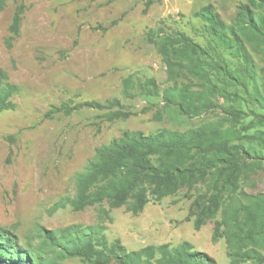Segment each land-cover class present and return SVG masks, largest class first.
Wrapping results in <instances>:
<instances>
[{"label":"rangeland","instance_id":"rangeland-1","mask_svg":"<svg viewBox=\"0 0 264 264\" xmlns=\"http://www.w3.org/2000/svg\"><path fill=\"white\" fill-rule=\"evenodd\" d=\"M151 1L146 10L148 0H0V70L17 89L14 109L0 113V230L13 237L14 256L5 262L92 264L77 250L92 240L101 251L106 240L111 257L117 242L127 254L189 243L217 264H264V146L258 140H264V38L238 19L249 6L260 27L264 8L252 0ZM208 5L224 34L231 39L235 32L247 60L193 16ZM20 6L19 35L12 38ZM177 33L204 53L189 58ZM114 100L121 109L78 108ZM120 111L134 116L111 121ZM126 133L176 145L185 137L187 148L150 160L161 171L194 174L180 179L171 196L150 195L137 214L132 198L111 206L128 182L123 173L97 186L108 185L102 202L77 209L78 181L96 163V152ZM220 143L241 153L233 175L224 154L194 148ZM198 217L205 219L199 231ZM150 255L143 263L156 264L160 255Z\"/></svg>","mask_w":264,"mask_h":264},{"label":"trees","instance_id":"trees-1","mask_svg":"<svg viewBox=\"0 0 264 264\" xmlns=\"http://www.w3.org/2000/svg\"><path fill=\"white\" fill-rule=\"evenodd\" d=\"M257 1L258 4L264 8V0H252ZM152 4L151 0L146 3V10ZM24 7L20 6L13 17L12 24L10 26L9 32L12 38H16L19 35L20 25L22 22ZM241 21L243 22L242 27L246 28V31L255 30L264 38V24L261 23L260 27H256L253 22V14L249 6H242L241 12L239 13ZM193 16L201 21L205 22L208 27V31L211 36L215 37L217 40L226 44L228 48L233 46H238L236 52L239 55L243 54V58L247 60V57L242 53L240 47L239 38L232 30V38H228L224 31L226 27L224 23L219 19V17L214 13L212 6L208 5L204 8L198 10L193 14ZM182 46L184 48L191 50V55L189 58L195 56L199 57L203 54V50L194 44L191 39L186 37L184 34L177 33ZM11 41H7L6 47L10 48ZM187 57V53L184 52ZM190 61V59H189ZM4 81V85H2ZM16 87L9 85L7 83V78L5 74L0 70V113L3 111H10L14 109V105L11 102V98L16 94ZM78 108H88L94 110H111L114 108L121 109L119 101L114 100L106 104H99L95 102L84 103L78 105ZM237 116L236 113H232ZM134 116L133 113L129 111H120L114 113L110 120H127ZM197 134H191L188 142L193 143V138ZM259 144L264 146V140L258 139ZM181 148H187V139L182 138V143L176 145L174 143H152L141 133L128 134L123 136V139L117 144L110 148H103L96 152L97 161L90 167L87 175L82 177L78 181V194L77 199L74 202V206L77 209H82L86 206L93 205L95 203H100L104 200L107 192L108 185L106 187H101L96 189L97 186L103 182L109 181L112 178L117 177L123 173V176L128 180L127 184L120 188L111 197V206L114 208H120L126 204V202L132 198L134 200V213H140L146 204L149 202V196L153 195L157 199H161L167 196L175 194L178 188V181L183 179L187 175L192 176L194 173L191 171H181L179 169L173 170H158L155 168L150 160L152 156H171L177 150ZM196 152L201 154L216 153L224 154L226 160L222 163L225 164V168L230 170V174H234V168L238 157L241 153L235 147H229L227 143L220 144H210L207 148L194 147ZM202 174V172L200 171ZM223 174V170L220 171V175ZM96 189V190H95ZM95 190V191H92ZM205 197H199L192 205V207L198 205L200 200ZM215 208L218 207V201H214ZM192 216V209L186 218L187 221L190 220ZM205 219L203 217H198L195 221V230L199 231L201 226L204 224ZM218 224H215V230L213 233V238L217 239L218 235ZM13 237L6 232L0 230V264H13L7 263L4 260L7 258H14L10 251L9 243L12 241ZM48 240H53V238L48 237ZM102 250L99 251L95 247V243L92 240L86 241L81 249L77 250V254L92 264H108L114 262L116 264H151L150 262L143 263L142 257L150 252V258L154 260L155 255L159 254L160 259L156 264H161L162 261L165 264H217L216 261L211 258L206 253L193 251L189 243H183L177 249L173 251H168V247L154 248L148 247L141 250L138 253L127 254L126 251L118 245V254L113 255V257L106 254L108 249L106 240L101 241ZM23 255H19L16 260H21Z\"/></svg>","mask_w":264,"mask_h":264}]
</instances>
